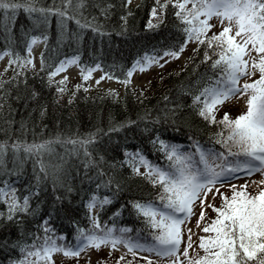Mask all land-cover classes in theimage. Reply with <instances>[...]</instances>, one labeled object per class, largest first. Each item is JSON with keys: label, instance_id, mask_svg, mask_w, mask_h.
I'll return each mask as SVG.
<instances>
[{"label": "trees", "instance_id": "trees-1", "mask_svg": "<svg viewBox=\"0 0 264 264\" xmlns=\"http://www.w3.org/2000/svg\"><path fill=\"white\" fill-rule=\"evenodd\" d=\"M17 2L22 7L15 13L0 9V56H8L15 63L6 75L0 73V145L6 147L0 158V188L14 189L21 202L28 197L29 207L27 212L16 213L8 220V202H0V264H18L25 257L21 249L34 251L32 245L41 247L45 237L65 248L74 247L78 229L101 236L113 229L115 238L121 236L120 229H130L123 234L126 239L150 243L152 233L158 230L151 229L133 205L154 202L159 206L163 189L159 183L153 184L155 177L147 178L149 171L139 169L141 157L153 166L167 169L169 161L161 150L162 141L181 153L194 154L199 145L206 152L224 153L229 162L237 159L227 156L228 147L217 141L226 140L229 134L220 123L224 114L228 113L231 120L238 116L214 111L213 123L199 115L202 105L193 103L194 97L221 75L220 68L212 67L220 49L188 41L186 47L193 49L176 69L163 71L150 83L135 86L126 73L137 60L146 54L160 57L166 51L181 53L179 49L187 37L183 32L185 25L175 15L176 0H159L160 4L168 3L163 11L157 0ZM25 6L37 11L26 12ZM154 7L156 18L151 15ZM191 7L189 3L187 8ZM41 9L45 11L42 13ZM56 10L66 15L55 14ZM150 21L154 27H149ZM211 28L208 37L220 32ZM33 37H41L43 42L35 68L24 64ZM5 52L9 54L3 55ZM205 52L210 57L207 61ZM70 59L77 60L80 73L99 65L101 73L111 75L123 89L91 92L84 80L70 85L67 80L61 84V79L49 77L60 62ZM256 72L258 80L260 73ZM126 79L129 83H122ZM88 139L93 142L87 145V155L78 144L68 143ZM46 142H51V151L39 157L12 147ZM231 150L238 151L236 147ZM222 195L230 198L233 192L221 193L219 203L212 206H221ZM93 197L97 198V205L90 209L88 204ZM105 198L111 202L101 206L99 201ZM210 209L212 217L206 226L217 216ZM93 218L99 229L93 228ZM45 228L49 231L45 232ZM213 235L209 232L201 237ZM204 255L202 250L201 257ZM36 259L28 257L29 261ZM149 261L113 256L96 263L51 258L49 264Z\"/></svg>", "mask_w": 264, "mask_h": 264}, {"label": "snow or ice", "instance_id": "snow-or-ice-1", "mask_svg": "<svg viewBox=\"0 0 264 264\" xmlns=\"http://www.w3.org/2000/svg\"><path fill=\"white\" fill-rule=\"evenodd\" d=\"M66 2L71 4L72 0H66ZM126 2L131 3V0H126ZM189 3L192 5L190 9L187 8ZM157 4L161 11L168 6V3L160 4L159 0ZM21 7L22 5L17 0H0L2 10H11L15 13ZM173 7L177 9L175 13L177 18L185 25L183 32L187 37L185 44L179 49L180 52L184 50L188 41H195L201 45L207 44L208 48L220 49L217 53L219 58L213 62L212 67L213 69L220 68L221 75L193 100L194 104L202 105L199 115L215 123L214 111L217 106L224 104L233 96L251 93L247 100L246 113L234 120L229 119L228 113H225L220 121L227 127L229 134L226 140L217 142H222L225 147H228L227 156H235L237 159L229 162L224 153L206 152L199 145L195 146L194 154L181 153L175 146L169 147L161 141V150L165 152V157L169 161L167 169L148 164L141 157V163L149 168L147 178L155 177L152 179L153 184L159 183L163 189L158 198L159 206L154 202H137L133 205L137 213L145 218L150 228L158 230V233H152L150 243L126 239L123 234L129 232L130 229H120L121 236L118 238L112 237L113 229H107L103 236L93 231L86 234L83 229H78L76 246L65 248L57 245L51 238L45 237L41 247L36 248L32 245L34 251L21 249L25 257L18 264H40L41 261L43 264H49L54 253L60 252L67 257H79L81 252L89 247L99 248L101 245L108 244H111L113 248L118 244H123L130 252L140 249L161 257H175L173 264H184L178 255L182 242L181 226L192 214L194 203L200 200L203 205L202 196L206 198L208 192H211L218 182L223 184L236 173L244 172L245 175H252L260 172L264 174V0H176ZM24 11L31 13L36 12L37 9L25 6ZM39 11L43 13L45 10ZM47 11L52 13L53 10ZM55 14L61 17L66 15L65 12L59 10H56ZM151 15L153 18L157 17L155 7ZM213 17L220 18L222 24L226 20L228 24L218 34L208 37L207 32L211 28L208 21ZM154 26L150 21L149 27ZM233 28H235L234 34H232ZM237 37L240 39L237 40ZM37 40L36 37L30 40L29 52ZM252 52L257 54L256 57H252ZM8 54L5 52L3 55ZM165 56L178 58L179 52L166 51L160 57L146 54L128 69L127 77L130 78L137 69L144 71L151 64L159 63V60ZM245 56L248 59H245ZM208 59L210 57L205 52V60ZM76 62V59L60 62L49 73V77L58 75L66 70L68 65ZM31 63V60L24 61L25 65ZM160 66L163 67V65ZM98 68L99 65L96 66V69ZM250 68L251 71H249ZM96 69H82L83 79L88 80L91 72ZM255 71L260 73L258 80L245 83L242 87L238 86V81L242 77L250 76ZM104 78L112 79L113 77L105 74L101 79ZM65 80L60 83H65ZM99 83L98 80L97 84ZM122 83L127 84L129 80L126 79ZM63 90L60 89V91ZM92 142L91 139L68 141L74 146L78 144L85 150L86 155L88 154L87 145ZM229 142H231V147L238 149L237 152H232ZM50 143L14 144L12 147L17 152L23 150L29 155L35 154L39 157L42 153L51 151ZM5 153L6 147L0 145V158ZM216 161H221V163H216ZM41 170H44L42 161ZM135 170L138 172V168ZM241 187L246 189L247 185ZM217 192H219L218 189ZM232 192L233 195L230 198L222 195L223 203L219 208L210 205L217 216L203 228V231L214 233V235L200 238L199 248L204 251L205 255L195 261L189 259L188 264H264V190L252 196L246 191H238L236 186L232 185ZM4 201L8 202V220H12L16 213L28 211V197H24L21 202L14 189L5 191L4 188H0V202ZM110 202L105 198L99 201V204L102 206ZM96 205L97 198L93 197L88 207L91 209ZM204 215V211H201L200 220L204 219ZM0 216H3V213H0ZM197 226H199V221ZM93 228H100L95 218H93ZM47 231L49 230L45 228V232ZM191 247V236H189L188 246L182 253L185 258H188V248ZM30 256L36 257V261H29Z\"/></svg>", "mask_w": 264, "mask_h": 264}, {"label": "rangeland", "instance_id": "rangeland-1", "mask_svg": "<svg viewBox=\"0 0 264 264\" xmlns=\"http://www.w3.org/2000/svg\"><path fill=\"white\" fill-rule=\"evenodd\" d=\"M208 23L212 26V31L218 32L223 29L224 26H227L228 21H224L221 23L220 18L213 17ZM235 32V28H233V33ZM37 43L31 46V51H28V60H31V64H27L30 67H36L39 64V54L40 49L42 47V41L40 37H37ZM240 38L237 37V40ZM251 47V46H249ZM193 47L190 45L185 47L184 50L179 53L178 58H173L171 56H166L163 59L159 60V63H153L151 66L147 67L144 71H140L139 69L135 70L130 77L131 85L139 86L150 83L152 80L157 78L163 71L176 69L188 56V53L192 51ZM252 57H256V53H251ZM245 59H248L245 56ZM73 60V59H70ZM77 61V60H76ZM160 65H163L161 67ZM15 67V63L8 56H3L0 58V73L6 75L12 68ZM251 71V68L249 69ZM104 76L99 69L93 71L90 74V78L88 80H84L78 66V62L70 64L66 67V70L60 72L58 75L54 76L55 78L66 80L70 85H75L80 81H85L86 87L89 91L94 92L97 90H111V91H121L123 86L113 80L101 77ZM257 77V72L255 71L250 76H244L238 81V86L242 87L245 83H250ZM100 81L97 84V81ZM251 93L244 95H236L231 99L226 101L224 104L217 106L215 111L219 112H229L231 115L239 116L247 111V100ZM232 118V117H231ZM148 163V162H147ZM149 164V163H148ZM142 171H149V168L142 163L139 168ZM232 185L236 186V189H241L246 191L249 194H258L259 191L264 190V174L257 172L252 175H238L237 177H231L226 180L225 183H217L211 192H208L207 197L204 199L203 205H201L200 200H197L193 205V212L190 217L185 221V223L181 226L182 229V242L180 245V260L184 261V264H188V260L192 261L198 260L202 255V250L199 248V242L202 235L206 234L203 231V228L206 227L207 222L212 217L211 207L210 205H217L219 203V197L221 193H230L232 192ZM247 185L246 189L241 186ZM217 189L219 192H217ZM204 211V219L200 220V213ZM199 221V226H197V222ZM191 229V232H189ZM189 236H191V248H188V258H185L182 253L183 250L188 246ZM113 256H125L127 258H148L152 261L153 264H173V261L176 259L175 257H161L152 253H148L146 251L134 250L130 252L127 247L123 244L116 245L115 248L108 245H101L99 248L89 247L85 251L81 252L79 257H67L60 252L52 254L51 258L55 261H69L73 262L75 260L88 261L91 263H96L100 259L109 258L111 259ZM117 264V263H113Z\"/></svg>", "mask_w": 264, "mask_h": 264}, {"label": "bare ground", "instance_id": "bare-ground-1", "mask_svg": "<svg viewBox=\"0 0 264 264\" xmlns=\"http://www.w3.org/2000/svg\"><path fill=\"white\" fill-rule=\"evenodd\" d=\"M37 38V37H36ZM41 38V37H40ZM41 41H42V39H41Z\"/></svg>", "mask_w": 264, "mask_h": 264}]
</instances>
